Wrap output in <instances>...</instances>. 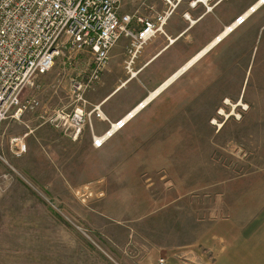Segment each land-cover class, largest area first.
Segmentation results:
<instances>
[{
	"label": "rangeland",
	"instance_id": "1",
	"mask_svg": "<svg viewBox=\"0 0 264 264\" xmlns=\"http://www.w3.org/2000/svg\"><path fill=\"white\" fill-rule=\"evenodd\" d=\"M141 1L155 5L142 10L148 16L169 9L163 0ZM192 1L172 0L177 7L164 33L148 41L136 57L129 39L118 41L100 80L87 94L90 109L109 97L101 111L113 122L124 117L260 2L206 0L189 9ZM125 9L121 11L134 13ZM186 14L197 23L191 25ZM86 60L79 56L70 64L58 58L23 95L25 104H39L28 107L19 119L0 124V196L15 206L22 200L24 209L23 214H10L11 219L0 214V242L12 241L9 232L30 229L29 264L43 263L38 257L41 244L52 245L53 229L59 227L63 249L69 250L71 241L76 244V264H126L136 258L140 244H165L166 230L176 227L174 242L193 249L198 236L192 228L202 217L223 222L233 211L231 186L244 190L257 185L254 190L261 191L264 5L98 149L88 127L73 140L45 122L47 114L70 99L69 78ZM93 118L95 133L104 134L108 121H100L95 113ZM26 134L27 151L17 155L13 139ZM255 216L261 226V214ZM46 226L52 231L34 230ZM148 228L162 230L129 233ZM1 229L9 231L6 236ZM234 243L239 246L241 240Z\"/></svg>",
	"mask_w": 264,
	"mask_h": 264
},
{
	"label": "built area",
	"instance_id": "2",
	"mask_svg": "<svg viewBox=\"0 0 264 264\" xmlns=\"http://www.w3.org/2000/svg\"><path fill=\"white\" fill-rule=\"evenodd\" d=\"M163 1L169 5L168 11L148 16L122 12L123 0H0V124L19 119L28 107L39 104L37 100L25 104L23 95L58 58L71 64L85 56L87 60L69 78L70 99L47 114L45 122L73 140L88 127L93 146L102 148L106 136L125 128L129 120L123 117L111 122L100 105L90 109L87 94L100 80L110 52L121 38L130 40L134 58L148 41L164 33L174 7L172 0ZM199 2L206 4V0H194L190 5ZM260 2L264 5V0ZM246 19L239 16L235 23L239 26ZM94 113L109 123L102 135L95 133ZM26 136L13 139L17 155L27 151Z\"/></svg>",
	"mask_w": 264,
	"mask_h": 264
},
{
	"label": "crops",
	"instance_id": "3",
	"mask_svg": "<svg viewBox=\"0 0 264 264\" xmlns=\"http://www.w3.org/2000/svg\"><path fill=\"white\" fill-rule=\"evenodd\" d=\"M189 6V9H193L198 6V4L195 7H192L191 5ZM122 7H126L127 10H133L134 13H141L143 9H154L155 5H148L145 1L142 2L141 0H123ZM173 7L174 9H176L177 4L173 3ZM190 21L191 25L197 23V21L191 18ZM193 21H195V23H193ZM228 26H226V28ZM226 28L224 29V31L226 30ZM222 33H220L218 36H220ZM218 36H216L206 46L212 43ZM225 37L226 35L222 38V40ZM174 42L175 39L170 40V43ZM157 55H159V53L154 55L149 62H151ZM190 60H188L187 62H189ZM194 64H192L189 68H191ZM182 66L180 68H182ZM180 68L175 72L170 73L162 82H160V84L154 90L150 92L152 94L154 91H156V89H158V87L159 89L161 88V90L158 92L159 94L157 93L153 98H151V100H149L141 110H143L150 102H152L156 97H158L176 79H178L184 72L189 69L188 68L187 70L179 74L176 78H174L172 81H170L171 78L180 70ZM136 75L137 74L135 73L133 77H135ZM167 80L169 81V83L165 85V83L168 82ZM150 93L144 99L148 98L150 96ZM107 99L101 102L100 107L105 104ZM141 110H139L132 118H134ZM232 181L235 180H230L229 182ZM254 187H257V185ZM254 187L251 189L246 188L244 190L242 188H239L240 190L235 188L234 190L232 186L229 188L231 190V195L233 198L231 204V208L233 211H230V214H228L224 218L223 222H219L215 217L213 218L212 216H210L208 219L205 218V216L202 217L199 220V224L196 227L192 228V234L198 236L197 246H195V248L188 249L185 248L184 244L174 242V229H176L177 233L179 232L176 227L172 229L171 232L166 230L165 234L167 237L165 238V244H159L155 242H147L140 244L139 250L134 251V253L137 254L136 258L133 261H128L126 264H264V178L262 180L260 192L257 189L254 190ZM21 203H23L22 200ZM20 205L15 206L13 204V201L6 202L0 196V214H7V219L10 218V214L24 213V209H20ZM29 207L30 204L27 206L26 209L27 214H29ZM257 214H261V226H257V224L259 223L257 222L258 217L255 216ZM183 229L185 228L183 227ZM1 230H3L2 235L5 236V233L9 232L6 229ZM34 230H39L40 234H45L46 232L52 231V229L47 226L36 229L34 228ZM161 230L162 229L159 230V228L135 229L130 230L129 233L135 234L138 232L144 233L147 231H151V233L157 234V231H159L160 234ZM9 233H11L12 241L9 244H3L0 242V264H29L31 252L30 229L22 228L21 232ZM61 233V227L54 228L53 244L51 245V243L47 242L41 244V249H39L40 255L38 257L43 262L42 264H68V262L69 264H76L75 260L77 259V253L73 252L72 249V247L76 244L71 241L69 244L70 249H63ZM170 235L171 238L169 237ZM14 236H16V238H14ZM2 239L3 238H1L0 240ZM238 240H241L239 246H237L238 243H234L238 242ZM218 243L222 244L218 245ZM33 248L32 250H34ZM67 252H69V254H67Z\"/></svg>",
	"mask_w": 264,
	"mask_h": 264
},
{
	"label": "bare ground",
	"instance_id": "4",
	"mask_svg": "<svg viewBox=\"0 0 264 264\" xmlns=\"http://www.w3.org/2000/svg\"><path fill=\"white\" fill-rule=\"evenodd\" d=\"M262 2V1H261ZM261 2H258L256 4H254L253 6H251L242 16L243 18L249 17L257 8L260 7ZM210 9V8H209ZM186 18L190 19V15H186ZM193 23H195V21H193ZM237 27V24L234 22L233 24H231L230 26H228L226 28V30L220 35L218 36L212 43H210L208 46H206L205 48H203L201 51H199L189 62H187L184 66H182V68H180V70L171 78L170 81H172L174 78H176L179 74H181L182 72H184L185 70H187L192 64H194L197 60H199L202 56H204L211 48H213L218 42H220L222 40V38L227 35L229 32H231L232 30H234ZM137 74V73H136ZM135 75V73H133L132 77ZM168 81V80H167ZM169 83L166 82L165 85H167ZM164 85V86H165ZM163 87V86H162ZM164 88V87H163ZM161 90V88L156 89V91H154L152 94L150 93V96L146 99H144L143 101H141L135 108H133L132 110H130L126 115H125V120H130L139 110H141L149 100H151V98H153L159 91ZM159 94V93H158ZM112 136V135H111ZM111 136H106L107 139H109Z\"/></svg>",
	"mask_w": 264,
	"mask_h": 264
}]
</instances>
